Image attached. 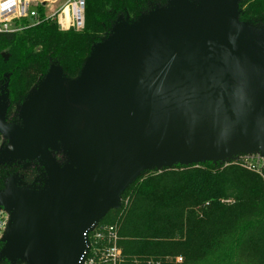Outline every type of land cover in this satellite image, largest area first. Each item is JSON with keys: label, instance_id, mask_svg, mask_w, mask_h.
<instances>
[{"label": "water", "instance_id": "water-1", "mask_svg": "<svg viewBox=\"0 0 264 264\" xmlns=\"http://www.w3.org/2000/svg\"><path fill=\"white\" fill-rule=\"evenodd\" d=\"M237 3L178 0L119 21L77 78L49 68L21 124L6 122L1 98L0 162L36 160L48 180L28 189L10 179L0 192L12 212L1 257L79 264L84 233L142 172L264 153V27L241 23ZM60 147L66 165L53 156Z\"/></svg>", "mask_w": 264, "mask_h": 264}, {"label": "trees", "instance_id": "trees-1", "mask_svg": "<svg viewBox=\"0 0 264 264\" xmlns=\"http://www.w3.org/2000/svg\"><path fill=\"white\" fill-rule=\"evenodd\" d=\"M177 1L86 0L84 27L78 31L60 29L39 7L38 22L25 20L18 32H0V97L7 100L6 119L53 64L66 79L77 78L92 48L119 21L134 23ZM237 6L241 23L264 27V0H238ZM1 140L0 135V145ZM53 156L66 165L61 150ZM8 162H0V192L12 179ZM38 174L27 168L17 178L20 186H36ZM119 196V205L100 221L116 226L122 256L118 264H264V177L243 162L149 169ZM2 246L0 242V251ZM0 264L26 263L0 256Z\"/></svg>", "mask_w": 264, "mask_h": 264}, {"label": "built area", "instance_id": "built-area-1", "mask_svg": "<svg viewBox=\"0 0 264 264\" xmlns=\"http://www.w3.org/2000/svg\"><path fill=\"white\" fill-rule=\"evenodd\" d=\"M85 3L86 0H0V32H18L25 27V20L38 22L39 7L43 16L55 20L60 29L81 30L84 27ZM254 151L261 154L259 160L264 164V153L261 150ZM241 154L247 153L228 158ZM248 167L252 169V165ZM11 222L10 208L0 206V240L9 234ZM84 237L86 249L79 264H118L121 261V248L118 246L119 237L115 225L99 221L84 233ZM176 260L180 262L181 258Z\"/></svg>", "mask_w": 264, "mask_h": 264}, {"label": "rangeland", "instance_id": "rangeland-1", "mask_svg": "<svg viewBox=\"0 0 264 264\" xmlns=\"http://www.w3.org/2000/svg\"><path fill=\"white\" fill-rule=\"evenodd\" d=\"M190 1L193 4H195L198 0H190ZM109 35H107L106 38H103L102 41L106 40ZM1 98H3V97H0V101H3V99H1ZM10 115L11 116L9 118L7 117V119H6V122L8 124H11V123L21 124V106H20V104H16L13 107V110H11V114ZM1 139L2 140H1V145H0V158L2 156L3 149H4V147L7 144V140H6L5 136H1ZM57 150H61L66 155V160L67 161H66L65 164L70 163L71 159H70L69 155L67 154V152L63 148H59ZM54 152H53V154H54ZM260 155L261 154L259 152H255V151L252 152L251 151L250 153L241 154V155L235 156L234 158H227V159H224L223 161L224 162H243V163H245L248 166L252 165V171L257 173L258 175L264 177V172H263L264 164H262L261 161L259 160ZM58 156L61 159H63L64 155L58 154ZM7 165L9 167V169H11V171H13V173L10 175V177L12 179H15V178L19 179L20 178V174L23 171H25L27 168H29V167H34V168H36L39 171V174H38L37 179H36V184L37 185L36 186H32V187L22 186L23 188H28V189L41 188V189H43V188H45L48 185L47 176H46L42 166L36 160L12 159V160H10L7 163ZM151 169H159V168L156 167V168H151ZM120 199H121V197L119 196L118 197L119 203L121 201ZM7 237H8V235L3 240H0V242L4 243V241L7 239ZM23 261L26 263L25 260H23Z\"/></svg>", "mask_w": 264, "mask_h": 264}]
</instances>
